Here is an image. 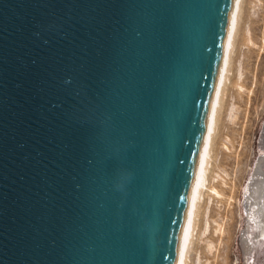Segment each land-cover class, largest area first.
Instances as JSON below:
<instances>
[{
	"label": "water",
	"instance_id": "95a60500",
	"mask_svg": "<svg viewBox=\"0 0 264 264\" xmlns=\"http://www.w3.org/2000/svg\"><path fill=\"white\" fill-rule=\"evenodd\" d=\"M246 0H0V264H187Z\"/></svg>",
	"mask_w": 264,
	"mask_h": 264
},
{
	"label": "rangeland",
	"instance_id": "374dc122",
	"mask_svg": "<svg viewBox=\"0 0 264 264\" xmlns=\"http://www.w3.org/2000/svg\"><path fill=\"white\" fill-rule=\"evenodd\" d=\"M263 134L264 0H246L188 264H264V236L245 204Z\"/></svg>",
	"mask_w": 264,
	"mask_h": 264
},
{
	"label": "bare ground",
	"instance_id": "6f19581e",
	"mask_svg": "<svg viewBox=\"0 0 264 264\" xmlns=\"http://www.w3.org/2000/svg\"><path fill=\"white\" fill-rule=\"evenodd\" d=\"M261 140V145H264V134ZM245 204L248 211L247 214H249L251 217L250 219L255 223L258 229L257 236H264V155L260 156L258 159L253 176L247 185ZM205 230L206 227L204 228V231ZM241 243L244 254H247L251 244L246 238H244Z\"/></svg>",
	"mask_w": 264,
	"mask_h": 264
}]
</instances>
